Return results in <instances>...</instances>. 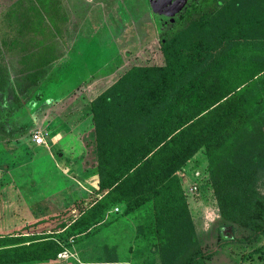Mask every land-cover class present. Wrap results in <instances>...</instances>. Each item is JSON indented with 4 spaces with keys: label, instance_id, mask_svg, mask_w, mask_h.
I'll return each instance as SVG.
<instances>
[{
    "label": "trees",
    "instance_id": "obj_1",
    "mask_svg": "<svg viewBox=\"0 0 264 264\" xmlns=\"http://www.w3.org/2000/svg\"><path fill=\"white\" fill-rule=\"evenodd\" d=\"M5 19L19 36L13 41L20 46L18 82L26 84L27 92L61 58L63 48L54 42L53 31L67 18L60 0H10ZM154 53L158 63L131 65ZM263 72L264 0H192L115 79L98 82L108 86L90 101L98 177L90 210L65 223L66 215L80 208L75 202L33 225L58 219L62 222L42 233L71 231L79 236L115 204L123 205L125 215L149 205L148 241L158 249L162 264H205L208 256L198 245L175 175L202 150L222 218L264 237V200L249 202L257 175L264 171ZM14 98L17 109L7 107L6 118L23 105ZM205 112L207 123L184 141ZM33 241L0 249V264L53 261L63 252L53 236ZM249 255L264 264V243ZM107 262L118 261L111 255Z\"/></svg>",
    "mask_w": 264,
    "mask_h": 264
},
{
    "label": "rangeland",
    "instance_id": "obj_2",
    "mask_svg": "<svg viewBox=\"0 0 264 264\" xmlns=\"http://www.w3.org/2000/svg\"><path fill=\"white\" fill-rule=\"evenodd\" d=\"M187 1L60 0L67 21L57 23L53 37L63 48L62 56L45 69L37 86L25 92L26 84L18 82L16 55L20 46L13 42L19 36L5 19L10 0H0V232L22 227L24 221L41 214V192H69L73 188L62 173L68 166L57 164L63 157H72L73 167L84 165L96 169L90 101L108 86L106 82H98L114 78L119 70L144 53L148 45L163 35L167 21L177 17ZM30 37L33 36L26 35ZM33 38L41 39L40 36ZM49 40L47 37L46 42ZM146 62L158 63L157 54L139 58L131 65H145ZM235 65L238 64L230 68ZM29 92L32 95L28 98ZM14 96L23 105L6 118L7 107L13 111L17 109ZM25 97L28 101L24 102ZM206 113L200 116L201 122L194 124L184 141L207 123ZM55 124L68 125L73 129L74 138L67 139L65 145H53ZM35 133L42 134L44 145L36 146L31 142ZM54 170H60L61 176ZM195 172L200 173L199 187L188 193V188L197 180L192 177ZM175 175L184 191L198 245L208 256L205 264H262L261 259L249 253L263 245L264 237L222 218L208 177L204 152L197 151ZM85 178L90 181L89 187L97 186L94 176ZM94 198L93 194H78L76 200H80V208L67 214L65 223L77 219L81 210H90ZM257 198L264 200V171L257 175L249 202ZM26 201L33 202L35 208H29ZM65 201L64 207L49 212L63 213L71 203L69 199ZM116 208L118 212L114 211ZM60 222L57 219L41 226L48 229ZM151 223V206L125 215L123 205L115 204L84 235L72 236L76 232L66 231L19 239L3 237L0 247L53 236L60 242L62 253L72 254L83 263L100 264L113 255L120 264H162L158 249L148 241ZM32 228L38 230L39 226Z\"/></svg>",
    "mask_w": 264,
    "mask_h": 264
},
{
    "label": "crops",
    "instance_id": "obj_3",
    "mask_svg": "<svg viewBox=\"0 0 264 264\" xmlns=\"http://www.w3.org/2000/svg\"><path fill=\"white\" fill-rule=\"evenodd\" d=\"M53 131V145H56V147H58V145H65L67 144V139L70 138H74V134L73 129H70L68 125L66 124H55V127L53 126L52 128ZM63 139V140H61ZM52 142V141H51ZM70 143V142H69ZM83 145L85 142H82ZM74 160H72V157H63L60 160V163H57L61 166L67 165L68 168L65 171H62V173H65V175L67 176L68 179V184L69 185H73V188L71 187V189L69 190V192H63V191H59V190H53L50 191L49 193L45 194L44 192H41V201H42V205L39 206L40 210H42V213L39 215H33V218H31L30 220H26L24 221L21 225L22 227H13L11 229H7L6 232H0V238H6V239H19V238H28L30 236H32L33 234L39 235V234H43L42 231H48L49 229H45V227L38 225L39 229H35L32 228L33 224L40 221V220H44L47 219L49 217L55 216L56 213H58L59 211H55L52 212L49 210H54V209H58V207L62 208L64 207L63 203L66 200H71L67 205V207H71L75 202L80 201L79 199H77V195L81 194V195H95L94 192L97 188V186L95 188L89 187L90 185V181L85 177L91 176V177H95L97 182H98V177H97V170L92 168H86L84 165H82V167L77 168L76 166L73 167L72 166V162ZM60 170H54V173H56L57 176H61V173L59 172ZM84 178V179H83ZM96 197V196H95ZM98 198H101L100 196H98ZM65 201V202H66ZM28 202V201H26ZM73 202V203H72ZM27 205L29 204V208L34 209L35 208V204H33V202H28L26 203ZM68 209V208H66ZM45 211V212H44ZM38 214V213H37ZM46 225V224H45ZM25 226H30L31 228H26L24 233L22 235H17L16 233L18 232V230H20L21 228L25 227ZM15 229L17 230V232H15ZM37 231V232H36ZM41 232V233H40ZM63 233V231H61ZM51 233V232H48ZM57 233V232H56ZM52 234V233H51ZM44 235V234H43ZM34 242V241H33ZM22 244V243H21ZM21 244H16V245H7L6 247H0V249H5V248H12L15 246H20ZM25 245H28L29 242H25L23 243ZM108 260V259H107ZM107 260L102 261V263L100 264H113V263H109L107 262ZM24 264H90V263H83L82 261L78 260L77 258H75L72 254H69L67 252L61 253L57 256V259L53 260V261H32L29 263H24ZM114 264H120V263H114Z\"/></svg>",
    "mask_w": 264,
    "mask_h": 264
},
{
    "label": "built area",
    "instance_id": "obj_4",
    "mask_svg": "<svg viewBox=\"0 0 264 264\" xmlns=\"http://www.w3.org/2000/svg\"><path fill=\"white\" fill-rule=\"evenodd\" d=\"M31 142L36 145V146H40V145H44L45 144V139L44 137L42 136L41 133H35L32 135L31 137ZM200 173L199 172H195L192 177L195 178L196 181H193V184L188 188L187 192L188 193H192L194 191H197L198 190V187H199V180L201 179L200 177ZM119 209H114L115 212H118Z\"/></svg>",
    "mask_w": 264,
    "mask_h": 264
},
{
    "label": "flooded vegetation",
    "instance_id": "obj_5",
    "mask_svg": "<svg viewBox=\"0 0 264 264\" xmlns=\"http://www.w3.org/2000/svg\"><path fill=\"white\" fill-rule=\"evenodd\" d=\"M191 1H192V0H188V1H187L186 5L182 8V11H180V13H179V15H178L177 17L172 18V19H169V20L167 21V25H168V27L166 28V30L170 27L171 23H172L174 20H176V19L179 18V16L184 12L185 8L190 4ZM148 2H149V1H148ZM149 4H150V3H149ZM166 30H165V31H166ZM159 37H160V35H159Z\"/></svg>",
    "mask_w": 264,
    "mask_h": 264
}]
</instances>
